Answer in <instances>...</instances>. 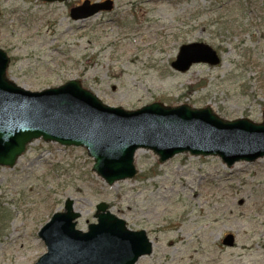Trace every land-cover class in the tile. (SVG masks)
I'll return each instance as SVG.
<instances>
[{"label":"rangeland","instance_id":"rangeland-1","mask_svg":"<svg viewBox=\"0 0 264 264\" xmlns=\"http://www.w3.org/2000/svg\"><path fill=\"white\" fill-rule=\"evenodd\" d=\"M75 1L0 0V48L17 85L35 91L78 79L110 106H210L228 120L262 121L264 0H113L109 12L72 20ZM191 42L209 45L219 63L174 70L179 46ZM92 163L81 147L38 139L13 167L0 166V264L24 256L34 264L46 251L38 230L66 198L80 230L96 221L101 201L144 230L152 252L135 264H264V157L226 167L217 156L158 162L139 149L136 175L112 185Z\"/></svg>","mask_w":264,"mask_h":264},{"label":"water","instance_id":"water-1","mask_svg":"<svg viewBox=\"0 0 264 264\" xmlns=\"http://www.w3.org/2000/svg\"><path fill=\"white\" fill-rule=\"evenodd\" d=\"M61 2L65 0H42ZM112 2L90 4L88 0L70 9V17H87ZM9 57L0 48V165L12 167L34 139L83 147L93 158L92 170L107 184L132 178L134 154L150 150L163 162L175 154L218 156L230 167L264 157V110L262 122L247 118L226 120L210 106H167L152 102L135 110L103 103L77 79L41 91H29L6 77ZM215 65L216 52L207 44L192 42L179 47L172 68L184 72L193 63ZM95 206V223L87 231L75 228L80 213L67 198L64 210L54 213L39 230L47 252L35 264H134L149 254L152 243L144 230H130L125 221ZM222 244L232 245L231 234Z\"/></svg>","mask_w":264,"mask_h":264},{"label":"flooded vegetation","instance_id":"flooded-vegetation-1","mask_svg":"<svg viewBox=\"0 0 264 264\" xmlns=\"http://www.w3.org/2000/svg\"><path fill=\"white\" fill-rule=\"evenodd\" d=\"M82 1L83 0H77L75 2L69 3V8L72 6H76V5L80 4ZM93 1H102V0H90V2H93Z\"/></svg>","mask_w":264,"mask_h":264},{"label":"bare ground","instance_id":"bare-ground-1","mask_svg":"<svg viewBox=\"0 0 264 264\" xmlns=\"http://www.w3.org/2000/svg\"><path fill=\"white\" fill-rule=\"evenodd\" d=\"M137 152H138V150H137ZM24 250V248L22 247V251ZM25 258V256L24 257H22V258H20V259H18L17 261H18V264H23V259Z\"/></svg>","mask_w":264,"mask_h":264}]
</instances>
